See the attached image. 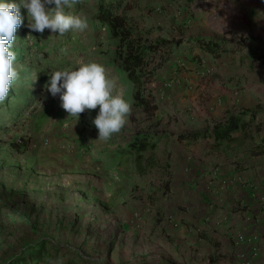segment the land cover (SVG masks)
Segmentation results:
<instances>
[{
	"label": "rangeland",
	"instance_id": "rangeland-1",
	"mask_svg": "<svg viewBox=\"0 0 264 264\" xmlns=\"http://www.w3.org/2000/svg\"><path fill=\"white\" fill-rule=\"evenodd\" d=\"M174 1L179 9L175 4L169 7L167 0H128L127 14L134 26L146 31L150 40L164 41L161 52L150 59L149 67L156 76L147 84L145 93L155 110L136 107L130 86L118 82L125 87L126 98L132 104L127 123L108 141L96 139L98 129L90 124L84 136L87 143L75 146L80 150L85 148L84 154L90 155L95 167L88 177L75 174V181L67 169L58 167V162L45 164L40 158L29 161L36 150L29 125L42 101L59 97L58 94L53 97L46 88L51 74L91 61L104 65L107 71L114 44L104 31L90 23L92 4L73 13L86 17L89 27L83 32L69 31L64 35L49 29L43 33L32 32L28 15H24L26 9L21 8L28 31L21 38L20 30L16 31L14 66L19 71V79L8 98L0 103V264H6L26 246L40 240L60 249L59 255L48 264H228L225 256L222 260L209 261L210 257L202 256L192 260L188 253L197 249L184 242L181 247L175 246L178 236L163 235L164 220L179 221V213L190 209L181 200L187 192L182 182L186 177L184 168L189 169L186 162L192 161L193 168L202 158L223 161L227 159L229 144L228 141L215 144L211 140L184 142L172 134L207 127L222 117L225 110L222 99L227 96L232 100L243 84L208 82L209 71L199 82H181L179 72L190 69L198 55H187L172 48L186 39V32L205 29H201V19L197 22L190 12L191 6L179 20L181 3ZM66 9L70 12L69 7ZM169 15L173 17L170 21ZM167 32L172 36L165 35ZM170 59L175 70L165 69ZM182 59L186 65L179 61ZM196 62L199 64L195 66L196 74L202 73L201 65H209L200 55ZM39 73L42 77H38ZM108 76L117 80L116 75ZM235 102L233 105L237 106ZM98 111L99 106L85 110L93 117ZM148 130L171 135L155 150L144 154L141 164L144 170L140 171L133 157L120 158L118 148L124 144L115 145L111 140H125L138 131ZM96 141L101 142L102 150H108L101 152L99 145L93 149L88 147ZM103 152H106L105 158L112 160V169L106 170L111 173L110 177L104 174L106 163L99 159ZM152 213L155 220L147 229Z\"/></svg>",
	"mask_w": 264,
	"mask_h": 264
},
{
	"label": "crops",
	"instance_id": "crops-1",
	"mask_svg": "<svg viewBox=\"0 0 264 264\" xmlns=\"http://www.w3.org/2000/svg\"><path fill=\"white\" fill-rule=\"evenodd\" d=\"M179 2V20L186 16L187 8L191 6L193 11L190 12L194 13L197 22L201 19V29H205L202 32H186V39L172 48L184 51L187 55H198L190 69H182L179 72L181 82H199L207 71L210 72L209 76L211 75L208 82H243L239 86L242 89L236 96L232 95V100L227 96L222 99L224 114L211 124L226 118L230 113L242 111L245 115L241 119L244 125L230 138L223 140L229 142L225 153L227 159L222 161L215 157L202 158V161H196L193 168L192 161L186 162L189 169L184 168L186 177L182 182L187 192L182 195L181 200L190 209L179 213V221L175 218L173 221L164 220L163 235L178 236L175 246L181 247V242H184L185 245L197 249L188 253L192 260L199 256L210 257L209 261L212 258L222 260L225 256L228 264H264V0ZM167 3L169 7L175 4L179 9L174 0H167ZM198 3L200 6H195ZM209 4L212 5L211 8ZM211 15L212 19H208ZM172 19L169 15L168 20ZM214 20L216 22H211ZM165 35L172 36L171 32ZM197 36L221 39L223 48L217 54L206 53L195 42H189V38ZM199 55L207 60L209 65H201L199 68L203 69L202 73L196 74L195 66L199 65L196 62ZM182 62L186 65V60L182 59ZM165 69L175 70L173 59L168 61ZM106 72L111 76L116 75L117 82H127L125 76L113 67H108ZM153 76H156L154 71ZM207 80L208 78L205 79L206 82ZM234 102L237 106L233 105ZM91 115L92 113L84 111L77 121L76 117L68 115L61 107L59 97L42 101L29 125L36 147V153L29 156V161L40 158V162L45 164L58 162L60 169H67L72 181H75V174L90 176L95 165L92 164L90 155L84 154L87 153L85 148L80 150L75 144L87 143L84 136L91 128L90 124L94 118ZM205 128L187 129L172 135L177 138L180 133ZM203 140H211L215 144L222 142L213 137L180 141ZM111 143L124 144L123 141L115 140H111ZM97 145L102 144L96 141L88 147L93 149ZM102 149L103 147L101 152L108 150ZM105 155L106 152L101 153L99 159L102 158L106 163L104 174L110 177L111 173L106 170L112 169V160L105 158ZM195 157L199 158L197 155ZM119 173L122 179V170ZM115 176L118 177V174L115 173ZM107 177L105 179L108 180ZM151 216L147 229L153 226L155 220L153 213ZM241 235L247 241L239 242ZM252 246L256 247L257 253L248 263L242 255L244 252L249 254Z\"/></svg>",
	"mask_w": 264,
	"mask_h": 264
},
{
	"label": "clouds",
	"instance_id": "clouds-1",
	"mask_svg": "<svg viewBox=\"0 0 264 264\" xmlns=\"http://www.w3.org/2000/svg\"><path fill=\"white\" fill-rule=\"evenodd\" d=\"M71 3L72 0H0V103L8 98L19 79L14 66L17 59L14 43L17 28L24 22L21 8L27 10L32 32L43 33L45 29L58 35L83 32L89 27L88 19L66 11ZM46 88L53 97L59 95L61 107L77 121L86 109L99 106L92 123L98 129L96 139L102 141H108L125 127L132 110L125 87L109 77L105 66L95 61L55 71L49 76Z\"/></svg>",
	"mask_w": 264,
	"mask_h": 264
},
{
	"label": "trees",
	"instance_id": "trees-1",
	"mask_svg": "<svg viewBox=\"0 0 264 264\" xmlns=\"http://www.w3.org/2000/svg\"><path fill=\"white\" fill-rule=\"evenodd\" d=\"M88 4L93 5L90 13V23L97 29L104 31L110 41L113 42L112 55L107 65L113 67L119 74L125 76L131 88L133 104L145 111H154L155 106L145 95L147 84L152 81L153 68H149L150 59L156 56L164 43L163 40L152 41L147 38L146 31L136 28L127 14L128 0H72L70 13H79L86 9ZM27 15V10H24ZM69 12V10L66 9ZM27 20L21 26L19 37L28 31ZM182 42V41H181ZM189 42H195L202 51L217 54L223 47V40L218 38L193 37ZM180 43V42H179ZM38 77H42L39 73ZM245 114L240 111L230 113L202 130H191L177 135L180 140L196 141L201 138L213 137L216 141H223L241 128L244 123L242 117ZM171 134L152 131H138L132 137L125 140L124 146L118 148L121 157H133L140 171L144 170L141 164L147 151L155 150L159 143ZM60 253L55 246L49 247L46 240H40L35 244L26 246L16 256L9 259L6 264H48Z\"/></svg>",
	"mask_w": 264,
	"mask_h": 264
},
{
	"label": "built area",
	"instance_id": "built-area-1",
	"mask_svg": "<svg viewBox=\"0 0 264 264\" xmlns=\"http://www.w3.org/2000/svg\"><path fill=\"white\" fill-rule=\"evenodd\" d=\"M179 61L181 62L182 60H179ZM238 240H239V242H245V241H247V239L244 236H242V235L239 236V239ZM256 253H257L256 247L255 246H252L251 251L249 252V254H247L246 252H244L243 255H242V257L249 263L252 260V257L255 256Z\"/></svg>",
	"mask_w": 264,
	"mask_h": 264
}]
</instances>
